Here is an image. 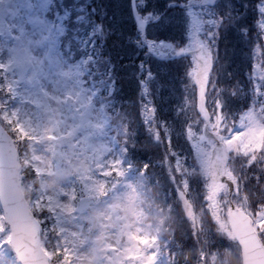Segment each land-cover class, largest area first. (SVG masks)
I'll return each mask as SVG.
<instances>
[{"label":"rangeland","instance_id":"1","mask_svg":"<svg viewBox=\"0 0 264 264\" xmlns=\"http://www.w3.org/2000/svg\"><path fill=\"white\" fill-rule=\"evenodd\" d=\"M47 1L0 0V68L3 70L4 86L10 90L9 100L1 110V114L5 121L9 118L14 119L16 128L22 125L24 133L29 136L21 160L37 180V196L32 199L30 205L37 211L39 201H45L47 210L54 217L51 221L53 237L48 241L47 254L50 258L53 254H58V264H163L157 254L154 230L143 218L129 174L120 168L113 149V141L106 134L107 124L104 117L100 109L91 103V92L82 87L79 79L80 64L74 63L71 69L66 67L56 46V37L60 34L61 27L58 25L55 31H51L42 17V10ZM119 1L120 7H117L116 11L121 14V11L128 7V3L124 6V1L118 0V3ZM164 2L165 0H137L138 7L144 11L145 18L150 22H154V19L162 13L165 8L162 5ZM223 4L228 5L226 0ZM82 5V1L78 3L79 11ZM259 8L264 14V0ZM108 15L109 12L104 14V26ZM225 15L230 26H241V15L233 16L228 9ZM210 18L211 16L208 17ZM174 19L179 21L175 29H189L186 37L187 45H192V49L198 48L201 43L198 34L202 33V25H199L201 21L196 18L195 11L168 12L155 24L156 30L159 28L163 30L169 21ZM206 21L207 19L204 20ZM227 27L219 22L217 32H228ZM205 33H208V30ZM174 35L172 34L169 39H174ZM170 43L171 41L159 40L157 46L168 48L171 47ZM158 62L159 60L154 61L152 67L147 66L143 69L142 83L148 84V88L143 89L144 92L149 93V100L144 101L149 107L161 102L158 103L160 114H165L164 110H168L171 111V116L184 118L185 126L191 125L188 129V136L191 139L194 135L192 129L203 130L196 114L197 103L193 97L192 79L190 75H186L182 81L183 90L181 87L177 88L182 90L184 95L171 101V95L168 97L160 92L165 82L177 85L178 77L174 70ZM253 62H256L255 56ZM254 67L258 68V65ZM151 70L154 71L153 75L150 73ZM214 88L212 85L209 86L212 94V97H209L211 110L218 98L224 103L223 99L226 96L225 88L223 87L221 91L215 81ZM217 112L218 109L214 115L215 129H220L224 126L220 123L223 117H218ZM113 114L121 124L119 113L113 112ZM244 115L249 120L255 118L250 112ZM146 118L149 126L147 143L150 153L154 160L161 161V169L166 174L164 185L168 187L165 196L167 198L172 197L173 194L175 196L176 190L186 193L188 186L182 179L183 175L193 173L194 177L202 178L201 184L195 187L192 196L195 202L199 196L196 195L197 193L203 199L202 202H196L198 211L195 222L196 235H199L203 228L202 220L205 217V222L210 223V228L220 233L217 240L223 242L224 238L231 239L226 209L229 204L241 207L247 203L243 193L240 192V185H237L238 179L236 178V182L233 183L239 187L238 193L229 190L225 185L211 183L207 179L211 145L206 141L201 143L204 138L198 137L194 141L196 152L190 153L188 159L189 167L183 162L184 156H177L178 152L171 150L170 147L167 148L164 143L165 124L161 122V117H151L146 114ZM185 126L177 127V130L183 135L184 144L188 147L185 140ZM209 130L212 131L211 128ZM126 132L127 140H131L130 131H125V136ZM260 134L261 132L256 134L254 131L251 143L240 144L244 153L258 148ZM54 144L59 146L58 162H54L52 158ZM132 167L135 168V165L132 164ZM173 176L176 184L170 183L169 178ZM231 178L233 180V176ZM75 190L79 193V197L94 198L89 212L84 214L75 212L72 201ZM204 200L208 201L207 205L204 204ZM113 205L119 207V210L114 212ZM158 210L163 220L168 211L170 219H175L177 213L179 214L174 204L169 208L159 206ZM90 215L98 218L95 230L91 229ZM259 215H264V208ZM176 223L173 230L180 238L181 233H184V227L179 222ZM100 233L104 234V243L101 247H96L93 240ZM8 234L5 229L0 239L6 240ZM223 247L224 249L221 247L223 260L227 264H232L230 260H233L234 249L228 251L224 245ZM174 248L175 246L172 249ZM6 249L5 244L0 246V259ZM66 249L71 252L70 256L66 253ZM137 255L140 256L138 261L134 258Z\"/></svg>","mask_w":264,"mask_h":264},{"label":"trees","instance_id":"2","mask_svg":"<svg viewBox=\"0 0 264 264\" xmlns=\"http://www.w3.org/2000/svg\"><path fill=\"white\" fill-rule=\"evenodd\" d=\"M79 1L59 0L60 5L69 9L73 17L68 23L71 28L70 32L60 39L61 53L69 61H71V56H77L76 58L79 57L82 60L86 69L84 77L87 85L93 86L92 90L95 92V104L105 108L109 116L111 124L109 134L118 138L119 142L128 149V157L132 155L134 160L143 162L141 170L146 184L150 180L149 173L153 171L154 167L152 155L147 154L148 147L139 148V142L142 141L140 136H145L143 131L146 126L140 119L137 109L138 107L144 109L147 104L144 100H149V93L144 92L143 89L147 88L148 84H143L141 79L144 73L143 69L147 66L152 67V62L159 60L167 68L185 77L186 71L192 67V61L187 56L170 60L149 54L143 42L140 41L131 21L129 7L126 6L121 14L116 11L117 7H120V1L118 3V0H81L83 5L80 11L78 10V3L81 1ZM123 1L124 6L129 4V0ZM171 1L185 0H165L162 5L166 6ZM223 1L218 0L214 9L207 10L209 12L204 17L207 21H203L202 26H205L208 32L212 33L209 43L212 46L211 55L215 61V67L210 85L214 88L215 81L221 91L223 87L225 88L226 96L223 99L225 110L223 114L219 111V114L223 115L231 126L236 114L242 113L246 107L264 104V28L260 23L264 19V15L259 16L257 11L256 5L259 0H239V3L243 4L237 7L238 11L236 12L242 13V24L230 28L227 25L229 20L225 13L227 9H231L234 14V6L237 0H234L233 6L225 5ZM106 12H109V15L106 17L107 23L104 26V14ZM209 16H211L210 19H208ZM221 16L224 18L221 24L228 26V32H217ZM178 23L179 21L168 24L163 30L162 28L156 30L154 25L148 30L147 36L153 40L171 41L174 50H185L188 46L186 37L189 29H175L176 25L178 27ZM205 28L201 27L202 33L207 31ZM171 33L175 35L174 39L170 40L168 37ZM166 37L167 39H165ZM253 56H255V63ZM256 65L258 68L254 67ZM150 73L153 75L154 71L151 70ZM257 89H259V95ZM6 96L7 91L2 85V70L0 69V99L4 100ZM113 112L119 113L122 119L121 124L117 122ZM249 112L259 121L264 122V110L257 109L255 114L251 110ZM11 124L14 125V122ZM124 128L125 131H130L131 140H127V132L125 136ZM12 132L15 133V144L20 151L19 144L25 147L28 138L14 128ZM133 144H135L134 147ZM261 147H264V132H262L259 149ZM231 148L235 151L229 160L228 170L230 169L229 173L235 182L236 178L238 179L241 187L240 192L243 193L247 202L244 204L245 206L241 207L252 213L256 212L253 205L258 204L260 210L257 215H259L264 208V152H260L258 149L253 153L252 160H255L256 163L252 168H247L246 165L252 161L249 159L246 161L241 155L240 145L237 147V144L232 142ZM180 150L181 156H184V164L188 165L189 148L183 144ZM186 157L187 159H185ZM145 165H147L146 169ZM32 174L29 177L31 180L26 179L25 173L23 175L22 184L26 191L30 185L32 190H35L33 186H36V181L32 180ZM187 175L188 178L194 177L193 173ZM253 176H259V181L253 179ZM161 187L152 188L148 201L151 199L153 208L167 206L159 205L158 189ZM166 214L169 219L167 222H162V225L167 227L166 245L162 250L168 252V264H227L222 258V256L224 257L221 250V247L224 249L223 245L228 251L234 249L233 260L230 262L240 264L239 251L233 239L224 238L223 242L217 240L220 233L214 231V228H210V223L205 222V217L202 220L203 228L199 235H196L192 234L190 224L185 220L181 221L183 220L182 216L179 219L170 220L169 211ZM178 221H181L180 224L182 223L183 227L186 228L185 232L181 233L182 237L180 238L179 234H175L171 228L177 225L175 222ZM168 224L170 226H167ZM163 245L164 241L162 242ZM173 246H175L174 249H172Z\"/></svg>","mask_w":264,"mask_h":264},{"label":"snow or ice","instance_id":"3","mask_svg":"<svg viewBox=\"0 0 264 264\" xmlns=\"http://www.w3.org/2000/svg\"><path fill=\"white\" fill-rule=\"evenodd\" d=\"M223 16L220 17L221 23L223 22ZM209 37H211L212 33H208ZM211 50L212 46L211 43L207 44V50L205 51L204 47L196 48L192 52V57H193V63H192V72L190 74V79L193 81V97L195 98L196 101L199 100V85L196 82V78L199 76L203 75V72L201 69L205 67V64L207 62V81L204 83V97H205V103L204 107L207 110L208 109V85L212 82L211 77H212V72L213 68L215 67V61L211 58ZM257 94L259 95V89H257ZM219 110L221 114L224 113V104L220 98L217 99L215 106L213 107L212 114L208 116L207 122L204 124L203 130H197V129H192L194 135L189 139L188 136V129L191 127L190 124H186L185 126V140L188 144L189 148V153L194 154L196 152V144L194 141L198 137H203V143L204 141L211 140L212 147L211 149V155L212 158H215L216 151L217 149H224L226 152V158H225V166H228V161L231 159L234 149L231 147H226V142H235L237 144V147H239L240 144L249 142L251 143V140L254 136V131L256 134L260 132H264V122L259 121L258 118H254L253 120H249L244 114L251 112L255 114L257 109L264 110V104H260L257 106H251V107H246L242 113L236 114V118L233 121L232 125L230 127H223L219 130V132L216 131L215 129V121H214V115L215 111ZM197 112H199V109L197 108ZM201 120L204 119L203 116L200 117ZM221 124H224V120L221 119L220 121ZM209 128L212 129V131H209ZM17 132H20L23 134V126L21 125L16 129ZM233 137H235V141H233ZM15 138V133L11 131V125L7 124L5 125L4 131H0V148H2L9 139H14ZM26 138V137H25ZM164 143L167 145L172 144L171 137L168 136L165 138ZM135 144H133V147ZM125 151H128V149H125ZM257 149H252L251 152L247 153H241L242 156H244L245 160L247 161L249 158L252 157L253 153H255ZM260 152H264V147H261L259 149ZM179 153H177V156ZM187 159V157L185 158ZM256 161L252 160L250 164H247V168H252L255 165ZM147 168V165H145V169ZM230 170V169H229ZM0 173H4L6 175L7 173V166L2 157H0ZM219 174V173H218ZM235 175V173H233ZM253 179L259 181V176H253ZM185 180V182L188 184L189 188L191 190H195V186H198L201 184V179L200 177H191L187 178L184 177L182 178ZM220 182L228 185L231 187L232 191L234 193L239 192V187L237 186L239 184V181H237V185H232L231 181H229L228 177L226 175L220 176L219 177ZM170 183L176 184L175 177H170L169 178ZM177 187H182V185H177ZM206 191V188H205ZM176 195L179 196V191L176 192ZM40 203H44L43 201H40ZM204 204L207 205L208 201L204 200ZM253 207L256 208V212H252L251 216L249 217L248 221V226L250 231L247 233V238L250 241V243L254 244L256 241H259L261 243H264V215H257V213L260 210V206L258 204L253 205ZM21 208L20 205L16 203V201L11 197L9 190L6 186L5 183L0 182V218H2L4 215H8L9 213H15ZM234 211V208L232 209ZM33 217L36 220V222L40 225V230L36 234V239L41 240L43 236L47 233L49 230V226L51 221L54 219V217L51 215V212L48 211L47 209H43L41 212H33ZM255 217V219H253ZM16 225L13 224L11 227H15ZM6 227H10L8 225L7 221H4L3 219H0V236H3V233L5 231ZM239 244L240 241H237ZM4 244H10L9 241L7 240H2L0 239V246H3ZM241 247H243L241 245ZM254 250V249H253ZM13 253H16V249H12ZM47 251V249H46ZM66 253L70 256L71 252L69 250H65ZM16 264H22V261L19 260L17 256Z\"/></svg>","mask_w":264,"mask_h":264},{"label":"water","instance_id":"4","mask_svg":"<svg viewBox=\"0 0 264 264\" xmlns=\"http://www.w3.org/2000/svg\"><path fill=\"white\" fill-rule=\"evenodd\" d=\"M189 4H196L195 2H188ZM214 0H201L199 5H212ZM188 4V5H189ZM131 11L132 16L140 31V36L143 39L145 22H143L136 11L135 0H131ZM192 52L187 54L192 56ZM183 54V53H180ZM207 70V62L205 67L201 69L204 73ZM203 76V75H202ZM202 76L196 78V82L199 85V100L198 106L201 115L204 117L205 121L208 120L207 111L204 107V83ZM0 131H4L0 126ZM214 147V145H213ZM55 155L56 150H55ZM0 157H2L7 166V173H0V182L5 183L11 197L16 201L21 208L15 213H9L4 215V221L8 222L11 230L10 243L12 249H16L15 253L22 264H48V258L46 254L41 250L39 240H37L36 234L39 232V225L30 213L27 204L21 193L18 173H19V162L18 155L14 149L12 140L9 139L8 142L0 148ZM226 152L224 149H217L215 158H212L210 153L209 164H208V176L213 182H220L219 177L226 175L225 166ZM219 173V174H218ZM178 200L181 202V208L187 218L192 219V209L191 205L187 202L185 196L179 192ZM92 199H82L79 202V210L87 209L89 203ZM234 208V211L232 209ZM228 223L236 242L240 241L238 244L240 247L241 264H264V246L261 242L256 241L254 244L250 243L247 238V233L250 231L248 226L249 216L243 211L236 208L235 206H230L227 209ZM15 224V227L11 225ZM99 244V243H98ZM241 245L243 247H241ZM254 249V250H253Z\"/></svg>","mask_w":264,"mask_h":264},{"label":"bare ground","instance_id":"5","mask_svg":"<svg viewBox=\"0 0 264 264\" xmlns=\"http://www.w3.org/2000/svg\"><path fill=\"white\" fill-rule=\"evenodd\" d=\"M149 148V147H148Z\"/></svg>","mask_w":264,"mask_h":264}]
</instances>
